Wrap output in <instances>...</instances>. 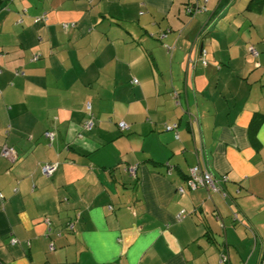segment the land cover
Segmentation results:
<instances>
[{
  "label": "crops",
  "instance_id": "crops-1",
  "mask_svg": "<svg viewBox=\"0 0 264 264\" xmlns=\"http://www.w3.org/2000/svg\"><path fill=\"white\" fill-rule=\"evenodd\" d=\"M220 1L0 0V264H261L264 2Z\"/></svg>",
  "mask_w": 264,
  "mask_h": 264
},
{
  "label": "built area",
  "instance_id": "built-area-1",
  "mask_svg": "<svg viewBox=\"0 0 264 264\" xmlns=\"http://www.w3.org/2000/svg\"><path fill=\"white\" fill-rule=\"evenodd\" d=\"M202 1L206 2L207 0H202ZM250 51H251L252 54L256 55V50L255 49L252 48ZM34 59H36V58L34 57ZM203 64L205 65L206 62L203 61ZM133 83H136V80H133ZM86 111L89 114V112H90V105L89 104L86 105ZM92 127H93V122H92L91 118H88L83 123V129L86 130V131H90L92 129ZM177 127H178V124H172V125L165 126L164 129L167 132H172L174 138L177 139L178 138ZM118 128L120 130H124L127 127H126V125H125V123L123 121H120L118 123ZM45 136L47 138H49L50 140L53 138L52 134L49 133V132H46ZM1 156L4 157V158H7V159H11V157H12L11 151L9 149H7V148H4L1 151ZM40 170H41V172H42V174L44 176L49 177L55 171V164H44V165L41 166ZM128 171H129L130 174H134L135 173V169L134 168H129ZM220 181L225 182L226 181V177L223 176ZM185 182H186L187 189H189L190 191H195L198 188H205V189H208V190H211V191H214V192H218V193L220 191L219 186H217V184L219 183L218 180H215L212 177V175L199 164L194 166V167H192L191 169H189L188 176H187V179H186ZM178 192L179 193H183L184 191H183L182 188H179ZM221 194H222V196H224L223 193H221ZM185 217H186V214L184 212H182V213H180L177 216V220L178 221L182 220ZM68 228L72 229L73 227H72V225H69ZM12 242H14V241H12ZM221 259H222V261H224L225 257L221 256ZM260 263L264 264V254L261 257Z\"/></svg>",
  "mask_w": 264,
  "mask_h": 264
},
{
  "label": "trees",
  "instance_id": "trees-1",
  "mask_svg": "<svg viewBox=\"0 0 264 264\" xmlns=\"http://www.w3.org/2000/svg\"><path fill=\"white\" fill-rule=\"evenodd\" d=\"M229 0H221L220 1V7L221 6H223L226 2H228ZM253 2H256V3H261V2H264V0H251L250 1V3H249V5L248 6H250L251 4H253ZM26 11H25V9H23L22 11H21V15L23 14V13H25ZM21 15L19 16V18H18V20H17V22L16 23H20L21 22ZM45 19V16L44 15H41V16H37V17H34L33 18V23L34 24H37V23H39V22H41V21H43ZM132 83H133V81H132ZM89 118H91V120H92V122H93V118H92V115H91V113L89 112ZM119 123V122H118ZM118 123H117V126H118ZM93 126H94V124H93Z\"/></svg>",
  "mask_w": 264,
  "mask_h": 264
}]
</instances>
